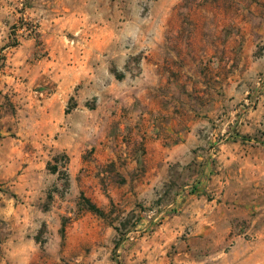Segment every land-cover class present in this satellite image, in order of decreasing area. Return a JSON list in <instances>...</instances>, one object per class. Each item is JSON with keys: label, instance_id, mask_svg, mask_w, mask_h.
<instances>
[{"label": "rangeland", "instance_id": "rangeland-1", "mask_svg": "<svg viewBox=\"0 0 264 264\" xmlns=\"http://www.w3.org/2000/svg\"><path fill=\"white\" fill-rule=\"evenodd\" d=\"M21 37L68 96L23 142L0 93V264H264V0H0V69ZM138 118L203 155L130 166Z\"/></svg>", "mask_w": 264, "mask_h": 264}, {"label": "crops", "instance_id": "crops-1", "mask_svg": "<svg viewBox=\"0 0 264 264\" xmlns=\"http://www.w3.org/2000/svg\"><path fill=\"white\" fill-rule=\"evenodd\" d=\"M2 9L3 12L6 11L5 8ZM37 47L30 38L21 37L16 45L5 42L1 49V53L5 55V64L0 69V89H2L0 93L7 98V103L4 102L3 106L5 107V104L12 105L19 111V114L11 115L7 119L13 128L18 126L21 130L20 140L23 142L34 141L42 136L48 137L55 133L59 125L63 123V104L68 96L69 76L65 74L67 70L60 74L55 71L56 63L51 51L39 53L37 57H34ZM45 49H48V46ZM55 77H58V82L54 87ZM46 82L50 85L36 89L37 86ZM3 96L2 98H4ZM1 103L3 101L0 98V107ZM262 107L258 108L254 115L259 114ZM147 119L138 118L127 127L130 140L128 141V151L123 154L127 157L130 166L141 165L140 159L147 158L150 147H154L156 165L162 156L168 154L171 165H177L185 170L189 167L186 165L189 158L192 160L194 157L200 158V154L203 155L202 149L198 146L199 143H203L204 136L200 137L189 133L173 136L166 140L163 139L161 133H157L151 137V130H158V128L149 126ZM252 127L253 124L248 126L249 129ZM164 140L167 141L166 145ZM135 141L137 143L134 146ZM139 146H145L147 149L143 158L139 154ZM220 183L219 187H224L225 181ZM179 189L182 190L180 194L185 195L188 191L187 184ZM177 201L179 203L176 206L179 209L182 211L188 209V198L183 201L182 198H178Z\"/></svg>", "mask_w": 264, "mask_h": 264}, {"label": "trees", "instance_id": "trees-1", "mask_svg": "<svg viewBox=\"0 0 264 264\" xmlns=\"http://www.w3.org/2000/svg\"><path fill=\"white\" fill-rule=\"evenodd\" d=\"M88 207H89L91 210H93V211H97V212L100 211L99 208H97L94 204L89 203V204H88Z\"/></svg>", "mask_w": 264, "mask_h": 264}, {"label": "built area", "instance_id": "built-area-1", "mask_svg": "<svg viewBox=\"0 0 264 264\" xmlns=\"http://www.w3.org/2000/svg\"><path fill=\"white\" fill-rule=\"evenodd\" d=\"M213 150H214V147H213Z\"/></svg>", "mask_w": 264, "mask_h": 264}]
</instances>
